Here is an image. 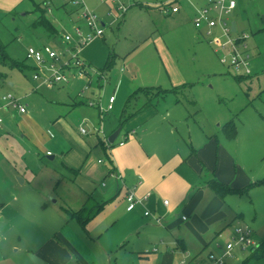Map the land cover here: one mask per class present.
Here are the masks:
<instances>
[{
  "label": "rangeland",
  "instance_id": "rangeland-1",
  "mask_svg": "<svg viewBox=\"0 0 264 264\" xmlns=\"http://www.w3.org/2000/svg\"><path fill=\"white\" fill-rule=\"evenodd\" d=\"M83 1L104 23H99V27L104 30L105 39L98 36L82 47L88 50L96 45V58L100 64H93V70L89 68L83 79L78 76V69L71 66L67 70L70 78L68 83L48 86L41 80H34L35 69L31 66L35 62L26 59L27 50L29 47L50 46L63 52V58L56 62L59 66L69 58L64 51V35H74L75 26L89 31L90 26L82 16L83 9L75 6L71 0H0V41L6 45L7 54L22 64L20 69L0 62V207L10 200L22 212L25 207L34 212L36 206L37 211L53 208L56 197L47 196L43 199L41 191L48 187L54 189L58 185L54 192L59 196L71 187L70 182L65 179L58 182L59 176L74 178L75 175L67 172L61 165L62 155L73 144L76 147L75 142L80 143L82 140L93 145V152L85 164V168L93 165L97 167L93 184L101 187L112 181L108 173V151L98 144L97 135L102 138V114L107 108L109 96L115 93L116 79L120 74L125 75V80H129L128 84L133 85L128 94L139 86L171 89V86L179 85L176 83H190L179 93L170 92L159 97H156V91L154 95L150 93L149 97L141 91L132 99V106L128 110L142 104L143 107L150 106V101L156 102V106L149 108H156L159 115L164 113L166 121L174 125L172 129H179L182 134L179 137L181 144H204L208 136L213 135V163L215 167L220 162L223 164V170L220 171L222 176L233 178L238 174L239 178L240 171L235 170V167L239 163L242 167L243 157H247V167L251 168L246 170L249 178L259 179L264 176V0H237V12L234 9L229 16L231 22L236 21L238 30L231 34L233 38L238 37L241 31L249 34L246 39V54L249 55L250 74H245L244 67L239 68L221 61L222 56L229 60L231 45L225 48L216 46L209 42L204 32L201 38H197L196 29L189 18H185L179 30L176 29V21L168 23L158 14L159 4L171 3L172 0H135L133 6L125 12L124 21L112 0ZM123 1L128 3V0ZM185 1L194 3V0ZM43 11L45 17L56 26L57 34L52 36L42 25L37 24ZM216 31L221 34L218 28ZM161 34L174 63H177L181 71L180 75L170 74L171 61L160 56L156 43L153 42V38ZM125 49L134 50L127 57L114 58V51L124 52ZM79 57L84 59L82 55ZM111 58L113 61L106 69L108 71H102ZM150 68L153 75L149 78L154 79L153 81L147 78ZM39 73L45 75V66L41 67ZM241 76L245 78L237 79ZM128 84L124 86L128 87ZM123 88L117 92L119 95L116 93L117 103L121 105L119 112L128 96H120ZM72 90L75 94H72ZM67 91L73 99L77 97L76 94H83L88 99L89 103L83 107L91 112L88 115L94 117L93 123L87 115L82 114L84 110L78 113L77 109L63 104L69 102ZM10 96L19 100L26 107V112L14 110L16 108L13 106H9L8 110L3 109L6 107L3 97ZM176 105V111L180 114L179 121L175 120L173 114L176 113L173 109ZM230 121H234V137L230 136L232 126L230 130L227 125ZM127 127H131V120L124 123L118 140ZM114 146L117 145L111 148ZM87 171L84 169V172ZM86 173L81 172L75 178L78 182L85 181ZM251 194L228 196L233 202H227L236 205L245 217L230 220L223 233L212 235L214 237L209 239L206 246L201 244L198 248L197 241H190L191 249L194 252L200 251L199 256L195 258V253L181 254L174 264H182V261L185 264H213L215 259L222 260L221 264H264V256H252V250L259 244L257 240L261 242L262 237L264 238V234L261 236L257 231V228H261V219L262 222L264 220V210L259 208L255 215ZM15 196L18 197L17 201L13 200ZM41 212L33 216L38 223L47 219ZM239 228L249 232L256 247L236 245L231 255L224 256L228 242H234L233 238H238ZM135 239L134 236L129 237L125 247L113 253L110 264H159L152 256V251L146 253L149 258L131 252Z\"/></svg>",
  "mask_w": 264,
  "mask_h": 264
},
{
  "label": "crops",
  "instance_id": "crops-1",
  "mask_svg": "<svg viewBox=\"0 0 264 264\" xmlns=\"http://www.w3.org/2000/svg\"><path fill=\"white\" fill-rule=\"evenodd\" d=\"M134 2L135 0H128V8L133 6ZM203 4L204 0H194V3L181 0L178 12H166L159 8L158 14L163 16L168 23L176 21L178 23L176 29L179 30L185 18H189L192 26L196 29L193 17ZM238 7L239 5L236 6L235 13ZM110 10H112L111 7ZM125 15L126 13L122 16L123 21ZM202 33L203 31L196 29L197 38H201ZM104 34L105 32L102 35L103 39H105ZM153 42L156 43L160 56L171 61L174 71L171 68L170 74L178 73L180 75L181 71L177 63H174L171 53L164 43L163 35L154 37ZM96 48L97 46L94 45L88 50L82 48L84 52L82 49V52L80 51V56H83V60L91 70H93L91 68L93 64H100L96 58ZM133 50L114 51V58L117 56L127 57ZM107 71L104 70V72ZM121 71H123L122 68ZM152 75L153 71L150 68L147 78L151 81L154 80L149 78ZM128 83L129 80H125V75H118L114 87L115 93L111 94L115 96L110 110L112 112L105 111L107 115L102 114L103 119L100 124L102 138L106 139L119 125H122L123 129L124 123L131 120V127L126 128V132L123 133L120 140L117 139V146L106 149L110 157L108 173L112 181L101 187H96L93 184V175L97 171V167L93 165V167L85 168V164L93 152V145H89L84 140L80 143L75 142L76 147L73 144L66 154L62 153L61 165L67 172H73L75 175H79L81 172L84 174L86 173L84 169H87L85 181L78 182L75 175L74 178L59 176L58 182L65 179L71 184V187L59 196L54 192L58 185L54 189L51 187L42 189L43 199H46L47 196L56 197L54 199L56 205L53 208L47 206L48 208L39 210L42 211V215L47 217L45 222L38 223L34 220L33 216L39 212L37 206L36 212L25 206V210L22 212L8 199L6 203H2L4 205L0 207V264H36L30 255L40 258L42 264H110L113 253L116 250H122L131 236L136 237L131 252L143 254L149 258L146 253L152 251V256L159 264H174L178 255L185 253L189 255L195 253L194 257L197 258L200 251L194 252L191 249L190 241H197L198 248L201 244L206 246L209 239L214 237L212 235H221L232 220L245 217V214L236 205L228 203L233 202L232 198H227L228 196L239 193H231L221 199L209 187L208 180L216 176L220 181L228 183L236 189H243L253 184L244 193H252L250 197L255 208V215L258 214L259 208L264 210V183L255 184L264 179V176L259 179L247 176L248 171L246 170L249 168L247 160L245 161L247 157H243L242 167L240 163H234L237 164L235 170L240 171L239 178L238 174L233 178L222 176L220 171L223 170V164L220 162L215 167L213 163L214 143L211 142L213 135L208 136V140L204 144L200 142L188 145L190 146L188 149L185 142V145L181 144L179 137H182V134L179 129H172L174 125L166 121L164 113L159 115L156 108L153 110L149 108L156 106V102L150 103V106L143 107L142 104V107H133L130 109L131 111L128 110L132 106L131 101L135 94H138L136 92L140 88L149 87L139 86L137 90L128 94L129 89L131 90L133 87ZM125 84H128V87L124 86ZM176 84L179 85H173L171 88L190 83ZM122 87L124 88L120 96L126 94L128 96L119 112L121 105L119 106L117 103L116 93H119ZM149 88L158 87L151 86ZM71 92L75 94V91ZM63 95L65 96V93ZM66 95L69 102H63V104L77 109L78 113L84 110L82 114L87 115L93 123L94 117L88 115L91 112L83 107L89 103L88 99L83 94H76L77 97L73 99L68 91ZM79 100H83L84 103L78 105ZM177 105L173 106L176 112L173 114L175 120L179 121L180 114L176 111ZM3 109L8 110L9 106L3 107ZM124 116L128 117L125 121H123ZM133 130L135 132L131 134ZM175 136H177L176 139ZM97 138L99 144L101 137L97 135ZM123 138L128 139L121 145L119 142L125 140ZM101 147L105 150L102 145ZM74 149H76L75 152ZM113 173L118 174L119 179L115 178ZM129 191L138 198L148 195L143 203L137 204L131 211L127 210L126 201ZM17 198L15 196L13 200L17 201ZM90 199L104 204L97 215L87 224L82 225L76 219L68 217L66 209L78 210ZM164 200H168L167 205ZM146 210L150 211V215H145ZM157 219H161V221L158 222ZM16 223L19 225L16 226ZM261 223V228H257V231L262 236L264 220L262 222L261 219ZM261 240L264 238L262 237ZM257 242L260 241L257 240Z\"/></svg>",
  "mask_w": 264,
  "mask_h": 264
},
{
  "label": "built area",
  "instance_id": "built-area-1",
  "mask_svg": "<svg viewBox=\"0 0 264 264\" xmlns=\"http://www.w3.org/2000/svg\"><path fill=\"white\" fill-rule=\"evenodd\" d=\"M71 1L75 6L83 9L82 16L87 20L90 27L89 31L85 32L80 26H75L74 35L70 33L64 35V51L69 55V58L62 61L58 66L56 62L63 58V52H58L50 46H44L43 48L29 47L27 50L26 58L34 61L36 65L35 73L33 74L34 80H41L48 86L68 83L70 78L67 74V70L70 69L71 66L78 69V76L83 79L89 72V66L79 57L80 51L82 47L91 42L92 39L102 36L104 33V30L99 27V23L103 25V22L93 11L86 7L83 0ZM180 1L181 0H172L171 3H160L159 8L166 12L176 13L180 10ZM112 2L118 7V10L121 12L120 16L122 17L127 11L128 5L123 0H112ZM46 4L47 6L49 5V3ZM236 6L237 0H204V4L198 8L193 17V23L197 30L203 31L207 35L210 43L222 48L231 45L232 51L228 54L230 58L228 60L226 56H222L221 61L223 63L229 62L236 67H244L245 74H250L249 55L246 54L248 47L246 39L249 38V34L245 31H241L238 37L233 38L231 36V34L238 32L237 29L235 32L232 31V22L229 19L230 14ZM111 11L112 10H110V12ZM216 28L219 29L221 34H218ZM224 38L227 39L225 40ZM42 66L46 68V73L43 76L39 73ZM3 101L6 102V106H13L22 113L26 112V107L12 96L3 97ZM114 101L115 96L111 95L105 111L112 109ZM0 123H2V118H0ZM82 131L84 132V130ZM134 132V130L131 131V133ZM119 143L122 145L124 140ZM113 176L119 179L118 174L113 173ZM147 197L148 195L138 198L133 192L129 191L126 196L127 210H133L137 204L143 203ZM164 203L167 205L168 200H164ZM145 215H150V211L146 210ZM157 221L160 222L161 219H157ZM237 233L239 234L238 238H233L234 242H228L226 245L224 256L231 255V251L236 245L256 247L248 231L239 228ZM221 263L222 260L215 259L213 264ZM182 264H185V261H182Z\"/></svg>",
  "mask_w": 264,
  "mask_h": 264
},
{
  "label": "trees",
  "instance_id": "trees-1",
  "mask_svg": "<svg viewBox=\"0 0 264 264\" xmlns=\"http://www.w3.org/2000/svg\"><path fill=\"white\" fill-rule=\"evenodd\" d=\"M37 24L42 25L50 35H55L58 33V30L56 28V26L53 24V22L51 20H48L45 15H44V11L42 12L41 16L38 18L37 20ZM27 59V58H26ZM28 60V59H27ZM112 58L106 63L105 67L102 69V71L106 70L107 68L110 67L111 63H112ZM0 62L2 63H7L11 66H16L18 68H22V64L20 62H17L15 59L11 58L6 51V45L3 44L0 41ZM32 68H36V65H32ZM247 77V76H246ZM245 77L241 76L238 77L237 79H244ZM185 86H174L171 89H160V88H140L138 92H145L148 97L149 94L152 93V95H154V91H156V97H159L160 95L164 96L169 92H175V93H179V91H181L182 88L186 87ZM137 95V94H135ZM151 100V99H150ZM84 103L83 100H79L78 105ZM150 103H152V101H150ZM128 117L124 116V120L125 121ZM123 123V122H122ZM234 121H230L228 122V127L231 130V126H232V132L230 133L231 137H234L236 135V129H235V125L233 124ZM107 139V138H106ZM104 138H100L99 140V144H101L105 150L113 145L108 144L107 140ZM107 151V150H106ZM109 157V154H108ZM110 159V157H109ZM264 183V179L259 180L258 182H256L255 184H261ZM208 185L209 187L221 198L223 199L226 195L231 194V193H244L247 192L249 190V188L251 186H253V184H251L250 186L243 188V189H236L233 188L232 186H230L228 183L225 182H221L219 181L216 177H213L212 179L208 180ZM104 203H97L95 201H93L92 199L88 200L81 208H79L78 210L72 211V210H68L66 209V212L68 214V217L71 219H76L79 223H81L82 225L87 224L95 215H97V213L102 209ZM252 256L255 257H261L264 256V240H262L261 242H259L258 246L252 250Z\"/></svg>",
  "mask_w": 264,
  "mask_h": 264
},
{
  "label": "water",
  "instance_id": "water-1",
  "mask_svg": "<svg viewBox=\"0 0 264 264\" xmlns=\"http://www.w3.org/2000/svg\"><path fill=\"white\" fill-rule=\"evenodd\" d=\"M231 26H232V31L235 32V31H236V21H235V20L232 21ZM121 130H122V125H119V126L116 128V130H115L114 132H112V133L107 137L106 140H107L108 144L113 145V144L116 143V141H117V139H118V137H119V135H120V133H121ZM30 257L34 260V262H35L36 264H42V263H43L42 260H41L40 258H38V257H36V256H34V255H30Z\"/></svg>",
  "mask_w": 264,
  "mask_h": 264
}]
</instances>
